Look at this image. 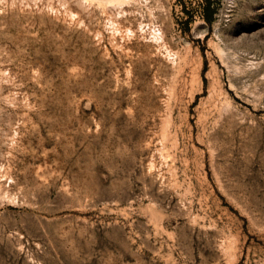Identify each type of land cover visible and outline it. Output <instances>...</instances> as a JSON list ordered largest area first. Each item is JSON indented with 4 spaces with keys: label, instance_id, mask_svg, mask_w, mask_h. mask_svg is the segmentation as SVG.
<instances>
[{
    "label": "rangeland",
    "instance_id": "1",
    "mask_svg": "<svg viewBox=\"0 0 264 264\" xmlns=\"http://www.w3.org/2000/svg\"><path fill=\"white\" fill-rule=\"evenodd\" d=\"M111 1L0 0V264H264V0Z\"/></svg>",
    "mask_w": 264,
    "mask_h": 264
},
{
    "label": "trees",
    "instance_id": "2",
    "mask_svg": "<svg viewBox=\"0 0 264 264\" xmlns=\"http://www.w3.org/2000/svg\"><path fill=\"white\" fill-rule=\"evenodd\" d=\"M214 1L215 0H204L205 7H204L203 17L208 23L212 22L213 15L216 11L215 8L213 7Z\"/></svg>",
    "mask_w": 264,
    "mask_h": 264
},
{
    "label": "bare ground",
    "instance_id": "3",
    "mask_svg": "<svg viewBox=\"0 0 264 264\" xmlns=\"http://www.w3.org/2000/svg\"><path fill=\"white\" fill-rule=\"evenodd\" d=\"M109 2L111 1V0H108ZM113 1H115V0H112L111 2H113ZM118 1V0H117ZM117 1H115V2H117ZM102 2V1H101ZM103 2H104V0H103Z\"/></svg>",
    "mask_w": 264,
    "mask_h": 264
}]
</instances>
